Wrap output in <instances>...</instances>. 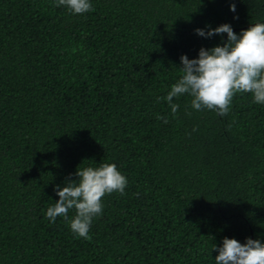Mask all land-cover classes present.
<instances>
[{"label": "trees", "instance_id": "trees-1", "mask_svg": "<svg viewBox=\"0 0 264 264\" xmlns=\"http://www.w3.org/2000/svg\"><path fill=\"white\" fill-rule=\"evenodd\" d=\"M90 2L71 15L0 0V264H215L224 238L264 243V105L237 94L221 117L185 95L173 117L157 103L182 55L227 41L194 30L238 35L264 23V0ZM101 163L125 195L105 196L91 239L74 238L45 213L78 167Z\"/></svg>", "mask_w": 264, "mask_h": 264}, {"label": "clouds", "instance_id": "clouds-1", "mask_svg": "<svg viewBox=\"0 0 264 264\" xmlns=\"http://www.w3.org/2000/svg\"><path fill=\"white\" fill-rule=\"evenodd\" d=\"M54 6L65 8L71 15L94 11L90 0H54ZM229 10L236 11L235 3ZM206 28L207 31L194 30L195 34L205 39L226 34L227 41L208 50L201 48L196 59L189 60L182 55L179 69L182 76L166 96L157 97V103L163 99L173 117L180 107L173 99L185 95L190 97L192 109L213 111L221 117L228 114L237 94H250L253 103L264 105V23L251 25L238 35L229 24ZM156 119L168 123L166 116L157 114ZM75 176V181L54 189L59 199L47 208L45 218L53 223L57 217L64 218L74 238L87 241L91 239L89 231L93 219L102 215L103 198L114 192L125 195L128 181L113 163H101L95 168L78 167ZM69 210L75 213L71 220ZM212 251L218 253L215 264H264V243L259 240L248 238L241 244L224 238L222 246L215 245Z\"/></svg>", "mask_w": 264, "mask_h": 264}]
</instances>
